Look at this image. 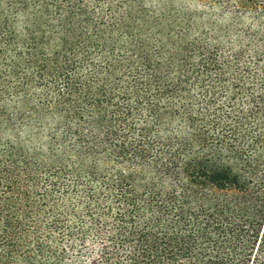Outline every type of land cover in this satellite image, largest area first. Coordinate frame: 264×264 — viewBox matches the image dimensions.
<instances>
[{"label":"trees","instance_id":"trees-1","mask_svg":"<svg viewBox=\"0 0 264 264\" xmlns=\"http://www.w3.org/2000/svg\"><path fill=\"white\" fill-rule=\"evenodd\" d=\"M21 4L24 34L0 37L18 80L0 85V264H264V50L142 0ZM22 131L44 153L4 139Z\"/></svg>","mask_w":264,"mask_h":264},{"label":"rangeland","instance_id":"rangeland-1","mask_svg":"<svg viewBox=\"0 0 264 264\" xmlns=\"http://www.w3.org/2000/svg\"><path fill=\"white\" fill-rule=\"evenodd\" d=\"M22 0H0V37H4L9 26L13 25L15 34H24V20L22 12ZM140 1V0H136ZM30 11L37 16L42 10L45 0H26ZM142 12L151 18L184 13L192 17L191 24L194 27H203L204 32L210 39L219 37V41L224 48L230 49L234 53H257L264 50V2L256 4L236 3L229 0L225 5L221 0H142ZM49 4V1L46 4ZM55 11L49 6L43 19L46 29L55 20ZM6 25V26H4ZM10 82V83H9ZM0 80V85L10 86L18 83V80ZM28 132L22 131L20 134L10 138L7 134L4 139L14 141L15 137L22 143V147L31 154L44 153L40 150L39 144L25 142L28 139ZM11 136V135H10ZM39 145V146H38ZM44 148V147H42ZM36 149V152H33ZM40 149V150H39Z\"/></svg>","mask_w":264,"mask_h":264}]
</instances>
